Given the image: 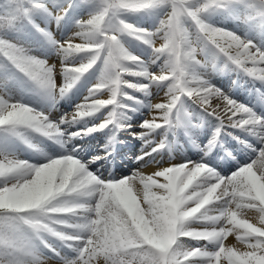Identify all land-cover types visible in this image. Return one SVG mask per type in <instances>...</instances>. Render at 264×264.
<instances>
[{"label": "snow or ice", "instance_id": "obj_1", "mask_svg": "<svg viewBox=\"0 0 264 264\" xmlns=\"http://www.w3.org/2000/svg\"><path fill=\"white\" fill-rule=\"evenodd\" d=\"M3 3L0 57L39 89L49 96L58 93L63 97L94 65L99 64V74L83 102L58 122L24 103L13 102L6 91L8 81H0V134L27 143L25 133L31 130L61 143V125L75 124L102 111L104 118L98 124L71 135H87L110 126L127 131L133 125L126 123L130 119L126 112L137 109L123 101L158 112L162 121L157 122V117L144 119L139 124L143 131L129 135L151 145L152 134L163 132L154 147L136 158L157 164L159 170L147 176L133 172L120 179L94 174L72 154L36 165L17 159L0 146V264H44L45 249L57 257L58 264H93L99 256L105 264H221L222 259L227 264H264V117L225 95L196 70L202 67L198 51L211 47L248 76L264 82V67H260L264 65V50L204 19L211 11L240 7L246 21L259 18L264 22V0H96L93 11L86 19H77L76 31L62 42L32 20L33 13L47 12L42 0ZM154 9L165 12L153 30L124 18ZM21 20L41 32L61 57L63 83L58 91L54 68L3 35L14 31ZM123 37L147 46L151 50L149 61L132 54ZM75 38L82 42L73 43ZM157 38L163 41L159 47L155 46ZM77 57H82L78 66H70L76 64L73 61ZM154 64L158 65V73L150 70ZM152 87L164 89L166 102L149 101L145 105L125 91L132 89L149 96ZM104 91L109 98L98 99ZM185 98L219 122L212 140L225 126L221 111L230 128L255 137L260 145L257 159L227 176L203 162L159 167L153 153L165 147L163 136L170 131L174 134L180 127H196L183 109ZM213 98L222 104L213 107ZM109 139L112 142L114 136ZM211 144L209 141L208 149ZM252 151L256 155L257 148ZM136 181L142 186L146 208H141L133 195L132 184ZM233 204L236 209L255 210L260 226L249 219H237ZM209 206H215L218 215H209ZM194 223L205 226L196 230ZM234 230H241L237 239L245 244L246 251L225 246L224 238ZM49 238L60 241L71 255H62Z\"/></svg>", "mask_w": 264, "mask_h": 264}, {"label": "rangeland", "instance_id": "obj_2", "mask_svg": "<svg viewBox=\"0 0 264 264\" xmlns=\"http://www.w3.org/2000/svg\"><path fill=\"white\" fill-rule=\"evenodd\" d=\"M46 9H47V12L43 11L42 14H40L39 16L32 15V20L34 21V23L36 25H38L39 27L46 29L47 31L51 29L49 32L54 35V37L56 38L55 39L56 41L62 42L64 40H67L70 36H72L73 33L76 31V28H75V21L76 20L68 21L65 23L58 22L56 17L59 16L60 10L52 9L49 6H46ZM48 13H51V15H48ZM88 15L89 14H87V15L79 18V19H86ZM204 19L208 24H210L212 26L219 27V28H222V29H225L228 31L230 30L231 32L233 31V33L235 31L234 34H237V36H239L241 39L251 41L256 47L260 48L261 50H264V22H262L259 18H254L252 20L246 21L245 20V11L242 8L235 7L231 11H228V10L211 11L204 16ZM155 27L148 29V30H153ZM140 28H142V27H140ZM35 29L36 28H34L32 26V24L27 22L26 24H24L20 27H16L14 31L6 32L3 35L5 36L6 39H8L11 42L17 44L18 46H21L22 48H24L28 55H31V56L36 57L38 59H42L44 61L48 59L49 55H51V62L49 64V66L54 68V79L56 81L57 88H59L60 84L63 83V77L60 73H61V69L64 65H62V63H61V57L55 51V48L47 40V38L41 34L39 35V33L35 31ZM144 29H147V28H144ZM72 42L73 43H81L82 41L79 40L78 38H75L72 40ZM123 43L125 44V47L132 54L140 57L145 62L149 61V59L151 57V50L147 46H145L143 43L138 42V41H136L132 38H129V37H123ZM161 43H163V41L161 39L157 38L155 40V46L159 47ZM234 51L235 50H233V52ZM52 54H53V56H52ZM81 59H82V57H77L75 59V61H73L76 64L70 65V66H78ZM197 59L201 62V65H202V67H200V66L197 67V69H196L197 72L199 74H201L202 77L204 79H206L211 85H213L217 89L221 90L225 95H227L228 97H230L234 101L238 102L236 100V96H235V92H236V90H238L237 86L241 85V86H243V89H246L245 86L248 87V89H249V95L248 96L250 98V101L253 103V105L252 104L251 105L246 104V103H242V104L243 105L246 104L245 106L249 107L257 116H259L258 115L259 108H261V109L264 108V101L262 99H260L261 97L259 95V94H262V91H264V86H263L264 82H261L257 79H254V78L248 76L242 70L238 69L235 65H233L231 62L227 61L225 57H223L220 54H217L215 52V50L211 47H204V50L202 52L198 51ZM248 66L251 67L250 64ZM7 67H8V70L5 69ZM260 67H264V65H261ZM150 70L158 73L159 72L158 65H155V64L151 65ZM18 73L19 72L17 70L12 68L9 64H7V62L5 60H3L2 57H0V81H4V80L8 81L6 88L8 89L9 86H11L12 84L17 85L18 81H16L15 77L17 75H21L22 76L21 80L24 82L25 90L27 92H30V94L32 96H34V98L32 96H30L29 98L32 101L40 102L41 107L43 108V109L40 108L39 112H42L45 114V112H44L45 110H47V111L51 110V107L46 105L45 103L52 101V98L55 96V94L53 93L52 96H49L45 90L39 89L34 83H32L26 77H24L23 74H21V73L18 74ZM98 74H99V64L94 65L93 69H90L89 72L85 73L80 78V80L69 91L70 95H69V92L66 94L67 98L69 97L68 98L69 101L65 104L66 105V107L64 108L65 114L72 113L74 111L75 106L78 105L79 103L83 102L84 97L88 93L87 87H88L89 82L95 83ZM125 79H128V80L133 81V82L135 81V78L129 77V76H126ZM75 89H76V91H75ZM6 91H7V93L10 92V90L9 91L6 90ZM71 91H72V94H71ZM125 91L128 92L129 95H132V96L136 97L138 100L143 101L145 105L149 101L153 104L166 102V97L164 95V89L162 87H152L151 88V94L149 96H144L142 93L134 92L132 89H125ZM8 95L10 97H13L14 99H17V100L26 101V98L24 96L21 99L22 95H16L14 93L11 94V92ZM47 100H50V101H47ZM123 102L125 104H128L131 107L137 109L134 112H132V111L126 112V115H128L130 117V119L127 120L126 123L133 125V127L131 129H128L127 131H117L110 126L109 128H106L101 132L97 131V132L91 133V134L95 133L96 139H94V143L97 144L98 148L102 147L101 148L102 150H106V149L112 150L113 145H115V147H114L115 153L118 154L119 157L126 154V151L128 152L130 150L134 155L137 154L139 151L150 150L151 147H154L162 139L161 133L163 132V130H158L156 133L152 134V136H151L152 144L151 145H144L142 140L134 138L133 136L129 135L128 134L129 132L139 133V132L143 131L141 128H139L138 125L144 119L151 120L153 117H157V122H162V121H160L158 119V117L160 115L158 112H156L154 110L152 112H149V110L146 106H140L138 104L133 103L132 101H123ZM211 103L215 107L216 104H222V101L214 98V99H212ZM183 109L190 114L189 120L191 121V123L193 122L192 123L193 125H195L196 123L198 124L199 123L198 120L202 121L203 118H207V119L210 118L209 119L210 127H211L210 129H211L212 133L215 132V130L219 126L218 121L213 116H210L207 113H205L203 110H201L197 105H195L191 100H189L187 98L184 99ZM220 114H221L222 118L224 119V125L225 126L221 128L220 132L216 135L215 140H218V138L222 137V139H226L225 142L238 141V140L243 141V139H240L239 134H237L239 132H242L243 130L230 128L228 126L227 117L224 115L223 111H221ZM197 115H198V117H197ZM103 116H104V112L102 111L101 113L96 114L92 119H90L89 122L84 121L85 123L84 122H82V123L77 122L75 124H72L70 130L67 132L68 133L77 132L80 129H84V128L96 125L104 118ZM57 117L60 118V115H58ZM193 117H196V118L193 119ZM50 121L57 122V119L56 120L51 119ZM201 124L203 125V123H201ZM195 129H196L195 127H191V128L180 127V128H177L175 130L174 134L171 131L166 133L163 136V139H165V141H166L165 147L162 150H160L158 153H155V154L156 155L158 154L163 159H166V162H168L170 160L172 162H175L176 164H179L180 163L179 161H181L179 159V153H180V145L179 144L182 142L184 143V141H186V139H188L190 141L189 142L190 144L194 142L193 144H196L197 148L200 149V151H205V149L207 148V147H205V143L207 142L208 138L211 139V136L208 137L210 134H206L207 136H205L201 139H198L197 138L198 136L196 134V133H198V131L196 130V132H195ZM67 132H64V135H67ZM98 132H100V133H98ZM91 134H87V135H91ZM87 135L81 134L78 136L84 137ZM248 135L251 136L249 133H248ZM113 136H114V140L112 142H109L110 141L109 138L113 137ZM231 138H234V139H231ZM10 140H12L10 137H6L3 134H0V145L7 144L10 142ZM215 140L212 141L213 147L216 145V143L213 144L215 142ZM30 142L34 143L33 141H30ZM10 143L12 144V142H10ZM222 147H226V146L223 145ZM219 151H225V148H221ZM119 153H120V155H119ZM218 154H219L218 151L215 152L216 156H218ZM158 155H157V157H159ZM226 155H228V157L230 156V154H228V153H226ZM252 158L253 157L247 158L245 163L246 164L251 163L250 161L252 160ZM219 159H220V157H218V160ZM177 160H179V161L177 162ZM253 160H256V159L253 158ZM229 161L230 162L233 161L232 156H230ZM44 163H46V162H44ZM236 163H235V166L233 167V170L231 171V173L236 171L238 167L243 166V165H237ZM257 168H258V165H255L253 170L256 171ZM228 170H230V169L228 168L226 171H228ZM90 171H92V170H90ZM92 172L94 173V171H92ZM135 172H139L138 169H136ZM225 172H222L223 176L230 175V174H226ZM96 175H98L102 178L104 177L103 175H100V174H96ZM137 201H138V203H140L138 199H137ZM144 207H146V206L144 205ZM232 209L237 212V219H247V218L249 219L248 214L250 212H247L249 209H246L244 207H242L240 209H236L235 204L232 206ZM256 214H257V212H256ZM209 215H218V212H217L215 207L212 209V207L209 206ZM256 219L259 223V214L256 215ZM70 222H73V221L70 220ZM192 226H193V228H196V226L197 227L199 226L198 228H203L205 225H203L202 223H194ZM200 226H202V227H200ZM222 226L231 227V225L230 226L222 225ZM240 231L241 230H234L233 231V232H235L234 236L241 234L242 232H240ZM235 240H238L237 237L233 241V243H235L234 245L238 244L239 247L241 246L242 249L239 247H235L234 249H237L239 251H243V250L246 251L247 250L246 247H244L245 244L241 240H238L239 242H235ZM49 242L62 255H64V254L71 255L69 250L67 248H65L62 245V243L60 241L56 240L55 238H49ZM187 242L192 244L193 246H199L196 244V242H192V241H187ZM209 247H211V245H209ZM43 251H44V254L46 256L45 258L49 257L47 259H50L53 262L58 264L57 257L52 255V253L48 252L46 249ZM100 262H101V264H105V261H104L102 256L97 257L93 261V264H100ZM224 264H227V262Z\"/></svg>", "mask_w": 264, "mask_h": 264}, {"label": "bare ground", "instance_id": "obj_3", "mask_svg": "<svg viewBox=\"0 0 264 264\" xmlns=\"http://www.w3.org/2000/svg\"><path fill=\"white\" fill-rule=\"evenodd\" d=\"M39 28H41V27H39ZM41 29H44V28H41ZM44 30L47 31L46 29H44ZM50 30H48L47 32L50 33L49 32ZM35 31L38 32L39 35L40 34L43 35L41 32L37 31L36 29H35ZM234 33H235V31H234ZM50 34H51V36L54 39H56L52 33H50ZM52 56H53V54H52ZM45 62L48 65L50 64L51 55H49L48 59L45 60ZM5 69L8 70V67L5 68ZM21 77H22L21 75H17L15 77L16 81H18L17 85H13V84L11 85L10 84L11 86H9L8 89L6 88V90H8V91L10 90L11 94L14 93L16 95H22L21 99L24 96L26 98V101H24V100L20 101V100L14 99L13 97H11V100L13 102L24 103L25 105L33 108L36 111H39L40 108L43 109L41 107L40 102L32 101L29 98L32 95L30 94V92H27L25 90L24 82L21 80ZM93 84L94 83L89 82L87 88L89 89ZM237 88H238V90H236V92H235L236 100L239 103H241V104L242 103H246V104H250V105L252 104L253 105V103L250 101V98L248 96L249 95L248 87L245 86L246 89H243V86L239 85V86H237ZM57 91H58V88H57ZM75 91H76V89H75ZM10 92H8V94H10ZM54 94H55V96L52 98V101L47 100V101H50V102L45 103L46 105L51 107V110H49V111L45 110L44 112L49 117V120H51V119L56 120L57 119V122H58L61 117H64L66 115L64 108L66 107L65 104L69 101V99H68L69 97L67 98L66 95L63 96V97H58V93H54ZM71 94H72V91H71ZM69 95H70V92H69ZM259 95L261 97L260 99H262L264 101V91H262V94H259ZM107 96H108L107 91H104L101 94H99L97 96V98L106 100L109 97V96L108 97ZM32 97L34 98V96H32ZM258 111H259L258 112L259 117H264V108H262V109L259 108ZM58 115H60V118L57 117ZM197 117H198V115H197ZM92 118L93 117L81 120V121H79V123H82L84 121L89 122V120L92 119ZM195 118L196 117H193V119H195ZM209 119L203 118L202 121L198 120L199 123L195 124L196 125L195 132H196V130L198 131V133H196L197 136H198L197 137L198 139H201V138L207 136L206 134H210L208 137L211 136V139L208 138L207 142L205 143V147H207L209 145V141H213L212 137H213L214 132L213 133L211 132ZM201 123H203L204 126ZM71 125L72 124H63V125H61V128L63 129V135L60 137L61 143H56L53 139H49L47 137H44V136H42V135H40L38 133H35V132L29 130V131H27L25 133V137H26V139L28 141L27 143L23 142L19 138L10 137L12 139V140H10V142H12V144L9 142L7 144H3V145H0V146L6 147L7 150L9 152L13 153L14 156L17 159L22 160V161H27L29 163L36 164V165H40V164H42L44 162H47L48 158H56V157H58L60 155H63V154H72L76 158L81 160V162L85 163L86 167L89 170L94 171L95 174H100V175H103L104 177H111L112 179H120V178H123V177L131 176L132 173L136 171V169H138L140 174H143L145 176L152 175L154 172L159 170L157 164L148 163L147 159L144 162L137 161L136 158H137V156L142 155V151H139L137 154L134 155L131 152V150L128 151V152L126 151V154H124V155H122L120 157L118 156V158H117L118 160L113 162V165L108 166L109 168H106L107 164L109 162L110 155H111V153L109 152V149L102 150L101 146H100L101 148H98L97 144L94 143V139H96L95 138V133L91 134V135L84 136V137L71 135L72 133H75V132H72V133H68L67 132V131L70 130ZM64 132H67V135H64ZM100 132H98V133H100ZM237 134H239L240 139H243V141L238 140V141L225 142L226 139H222V137H220V138H218V140H216V142H215L216 145L214 146V148L212 150L208 149V148L205 149V150H207V155H205V151H200V149L197 148V145L193 144L194 142L190 144L189 143L190 141L188 139H186V141H184V143L182 142V143L179 144L180 145L179 159L181 161L177 160V162L178 161L180 163H184V162H187V161L203 162L206 165L211 166L214 170H216L219 174L222 175L223 171L221 170L222 166H220V165L224 166L225 162L227 160H229L228 158H230V156H232L233 157V161L231 163H228V166H229L228 168L230 170H228L226 172L224 171L226 174H231V171L233 170V167L235 166L236 162H237L236 163L237 165H245L246 164L245 161H246L247 158L253 157L254 159H257L258 149L260 147L257 139L255 137H253L252 135L249 136L248 133L245 132L244 130L242 132L237 133ZM231 139H234V138H231ZM30 141H33L34 143H32ZM219 144L222 145V146L225 145L226 147L219 146ZM29 145H31V146H29ZM211 146H212V144H211ZM220 148H225V151H222L223 153H220L218 151ZM252 148H257L256 155L252 151ZM217 151L220 153V155H218V156H216L214 154V152H217ZM209 152H212V153L209 154ZM226 153L230 154V156L228 157V155H226ZM213 154L215 155L216 159L213 157ZM119 155H120V153H119ZM157 155L154 153L153 154V158H155L158 161L159 167H167V166H170V164H176L175 162H172L170 160L168 162H166V159H163L159 155H158L159 157H157ZM93 157H99V159L93 160L92 159ZM218 157H220L219 160H218ZM253 158H252V160H253ZM252 160L250 162H252ZM218 164H220V165H218ZM257 165H258V163H257ZM158 179H160L161 182H162V178H158ZM132 189H133V195L137 196V199L139 200L140 205L142 206L143 205V202H142V200H143V191H142V186L140 185L139 181H136L135 183L132 184ZM218 190L219 189H217V192H218ZM154 191H155V189H154ZM211 207L213 209L215 206H211ZM141 208H146V207H144V205H143ZM247 212H250L248 214L249 215V221L254 223V224H256L257 226H260L258 221H257V219H256V215L258 213L256 214V212L254 210H248ZM228 226H230V225H228ZM198 227L196 226V228H194V229H196V230H201L202 229V228H198ZM200 227H202V226H200ZM235 232L229 233L224 238L225 239L224 243H225L226 247H233V248L239 247L238 244L234 245L235 243H233L234 239L237 237V236H234ZM235 242H239V241L235 240ZM239 248H241V246ZM43 261H44V264H57V263L53 262L52 260L47 259L45 257L43 258ZM226 262H227L226 260H223V259L221 260V264H224ZM100 264H101V262H100Z\"/></svg>", "mask_w": 264, "mask_h": 264}, {"label": "trees", "instance_id": "obj_4", "mask_svg": "<svg viewBox=\"0 0 264 264\" xmlns=\"http://www.w3.org/2000/svg\"><path fill=\"white\" fill-rule=\"evenodd\" d=\"M3 2H6V0H0V9L6 7ZM42 2L49 5L52 9H60L59 16L62 18L59 19V21L67 22L70 20H76L92 12L96 0H84V2H82V0H42ZM69 4L72 6L69 7ZM65 9H67L66 14H64ZM164 12V9H154L135 14H127L124 18L138 27L153 28L158 25V21L164 15ZM41 13L42 11H37L33 14L38 16ZM26 22L27 20L18 21L16 26L22 25Z\"/></svg>", "mask_w": 264, "mask_h": 264}]
</instances>
